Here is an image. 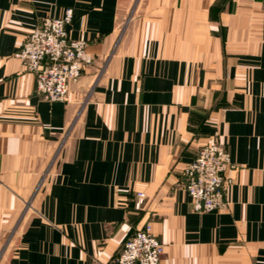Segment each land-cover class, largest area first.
<instances>
[{"label":"crops","instance_id":"0c3cea01","mask_svg":"<svg viewBox=\"0 0 264 264\" xmlns=\"http://www.w3.org/2000/svg\"><path fill=\"white\" fill-rule=\"evenodd\" d=\"M68 9L93 62L51 101L16 53ZM216 132L230 205L196 212ZM146 225L161 264H264V0H0V264H118Z\"/></svg>","mask_w":264,"mask_h":264},{"label":"built area","instance_id":"2783aa9c","mask_svg":"<svg viewBox=\"0 0 264 264\" xmlns=\"http://www.w3.org/2000/svg\"><path fill=\"white\" fill-rule=\"evenodd\" d=\"M72 19V9L60 17H45L16 53V57L36 75V91L47 100L65 101L71 85L81 79L85 67L93 62L87 41L70 37L68 25ZM233 166L222 136L216 132L183 169L185 188L194 211H222L229 207L226 193L233 179L227 176V171ZM144 198L145 193L138 192V208ZM163 254V242L151 226L146 225L125 241L117 263L161 264Z\"/></svg>","mask_w":264,"mask_h":264},{"label":"rangeland","instance_id":"374dc122","mask_svg":"<svg viewBox=\"0 0 264 264\" xmlns=\"http://www.w3.org/2000/svg\"><path fill=\"white\" fill-rule=\"evenodd\" d=\"M30 71V70H29ZM32 72V71H31ZM34 73V72H33ZM36 76V75H35Z\"/></svg>","mask_w":264,"mask_h":264}]
</instances>
